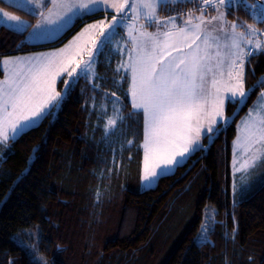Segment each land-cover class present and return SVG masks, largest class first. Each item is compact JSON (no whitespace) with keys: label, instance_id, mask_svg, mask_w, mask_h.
<instances>
[{"label":"snow or ice","instance_id":"6c2138e0","mask_svg":"<svg viewBox=\"0 0 264 264\" xmlns=\"http://www.w3.org/2000/svg\"><path fill=\"white\" fill-rule=\"evenodd\" d=\"M182 4L191 6L178 7ZM237 6L250 18L236 15ZM24 7L36 16L35 23L4 7H0V19L21 34L28 32L32 40H56L83 23L61 47L19 55L0 53V163L14 154L17 139L72 95L81 78L92 91L90 114L96 115L92 127H100L103 121L101 140L106 145H114L113 134L125 135L142 114L138 169L141 182L147 185L178 160L207 149L204 138L212 141L226 131L234 119L227 112L229 103L242 106L250 89L256 87L264 100V73L254 85L247 83L249 74H255L252 57L264 54V0L259 5L251 0H24ZM108 45L120 56L112 69L115 82L127 81V89L123 96L104 89L98 105L96 92L106 77L97 68ZM58 81L63 87L58 88ZM84 91L82 88V94ZM236 132L230 186L233 226L222 238L231 240L233 256L240 257L244 248H237L235 205L247 195L255 169L264 164V102L249 107L237 121ZM134 143V138L123 140L121 151L125 144L131 147ZM39 150L40 145L33 146L11 187L31 173ZM112 151L115 162V148ZM120 166L116 163L117 171ZM107 171L111 173L113 168ZM8 175V170L0 167V177ZM100 199L97 189L96 201ZM46 210L45 205L37 209L41 218H48ZM207 210L205 205L204 218L193 238L201 249L215 246V224L223 223L209 217ZM42 239L39 222L9 235L10 242L29 258L26 264H54L39 251ZM4 255L7 259L0 264H18L17 256L8 255L7 250ZM233 256L225 253L223 264H254L256 260L253 254L243 262Z\"/></svg>","mask_w":264,"mask_h":264},{"label":"trees","instance_id":"16d2710c","mask_svg":"<svg viewBox=\"0 0 264 264\" xmlns=\"http://www.w3.org/2000/svg\"><path fill=\"white\" fill-rule=\"evenodd\" d=\"M182 5L178 7L191 6ZM0 7L28 18L31 23L36 19L35 15L3 0ZM234 12L242 18H250L243 7L237 6ZM82 23H77L61 38L45 43H29L27 32L21 34L0 25V53L16 55L60 46ZM18 41L21 43L17 44ZM107 48L97 68L106 77L96 92L98 105L104 89L109 93L115 91L119 96L127 89V81L115 82L112 69L118 55ZM252 62L255 74H249L250 86L264 73V54L253 56ZM59 87H63L62 81ZM82 88H85L83 94ZM258 92L259 87L251 90L247 102L235 114L236 104H228L227 112L234 119L218 138L212 141L204 138L207 149L188 156L173 172L159 176L153 187L141 190L138 161L142 150L138 145L143 138L142 114L125 135L113 134L114 145H106L101 140L103 121L100 127H92L96 123L95 113L90 114L92 91L81 78L72 95L17 139L12 149L14 154L0 163V167L9 172L7 177H0V260L7 259L4 255L7 250L8 255L19 258L18 264H26L29 258L10 242L9 235L39 222L43 232L39 251L54 264H223L225 253L233 256L231 240L226 242L222 238L233 226L232 141L237 121L247 112ZM109 105L110 111L111 101ZM128 107L130 103L125 112ZM128 138H134L135 143L131 147L125 144L121 151V142ZM34 145H40L39 159L32 162L31 173L11 187ZM116 163L121 165L119 171ZM108 168L113 171L108 173ZM97 189L101 193L98 202ZM41 205L46 206L48 218L40 217L37 209ZM205 205H208V216L223 223L215 224V246L201 249L195 246L193 238L204 218ZM235 215L239 222L237 248L242 245L244 251L233 259L243 262L253 254L256 256L254 264H264V181L235 205ZM25 216L26 221L22 219ZM58 244L63 245V249H58ZM188 248L190 250L185 251Z\"/></svg>","mask_w":264,"mask_h":264},{"label":"rangeland","instance_id":"374dc122","mask_svg":"<svg viewBox=\"0 0 264 264\" xmlns=\"http://www.w3.org/2000/svg\"><path fill=\"white\" fill-rule=\"evenodd\" d=\"M3 1H5V2L8 3V4H12V5H14V6H16V7L20 8V9L26 11V12H28V13H31L26 7H24V0H3ZM257 1L259 2L258 4L256 3V1L251 0V2H255L257 5H259V4L261 3V0H257ZM169 6L172 7L173 5L169 4ZM182 6H183V5H182ZM31 14H33V13H31ZM33 15H34V14H33ZM22 18H23V17H22ZM24 20H25V21H30L28 18H24ZM35 21H36V19H35ZM35 21H34V23H35ZM0 25H4L2 19H0ZM4 26H5V25H4ZM6 27H7V26H6ZM8 28H10V27H8ZM11 29H13V28H11ZM13 30H15V29H13ZM16 31H17V30H16ZM122 31H123V30L121 29V30H120V33H122ZM120 33H118V37H117V38H119ZM117 38H114V39H117ZM56 40H57V39H56ZM26 41L29 42V43H45V42H51V41H55V40H39V41L32 40V39L30 38V34L27 32V33H26ZM66 42H67V41H66ZM66 42H65V43H66ZM62 45H63V44H62ZM62 45H60V46H55V47H51V48H47V49H42V50L34 51V52H45V51H48V50L53 49V48L61 47ZM107 47H110V53H113V51L116 53L115 49H112L111 45H108V46L105 47V49H106V53L108 52V48H107ZM105 49H104V51H105ZM27 53H33V52H27ZM21 54H26V53H21ZM116 54L118 55V60H119V59H120V56H119L118 53H116ZM16 55H19V54H16ZM1 72H2V74L0 75V77L3 76V70H2V69H1ZM58 83H59V81H58ZM250 91H251V89H250ZM254 102H256V104H260V103L264 102V100H262V98H260V97L257 95V97H256V99L254 100ZM254 102H253V103H254ZM253 103H252V105H253ZM252 105H251V106H252ZM58 107H59V106H58ZM58 107H54V108H53V109H54L53 111H56V109H57ZM108 107H110V105H109ZM240 107H241V106H238V105L236 104V107H235V109H234V114L237 113V112L239 111ZM248 109H249V108H248ZM247 112H248V110H247ZM247 112H246V113H247ZM246 113H245L242 117H244V116L246 115ZM229 116H230V115H229ZM230 117H232V116H230ZM240 120H241V118H240L238 121H240ZM236 134H237V132H236ZM235 137H236V136H235ZM141 150H142V148H141ZM185 158H187V157H185ZM185 158H184L183 160H178V162L175 164V166H176L177 164H179V163H182V162L185 160ZM231 160H232V150H231ZM175 166L170 167L166 173H162L161 175H163V174H168V173H170V172H173ZM230 166H231V165H230ZM262 169H264V164L260 165V167H258V168L255 169V175H254V177H253V179H252V181H251V187H250V189L248 190L247 194L250 193L251 191H253L257 186H259V185L264 181V171H262ZM161 175H160V176H161ZM156 180H157V179H156ZM156 180H155L152 184H150V185H147V184H144L143 182H141V183H140V189H141V190H144V189H147V188L153 187V186L156 184ZM230 181H232V167H230ZM211 209L214 210L215 207L212 206ZM210 213L213 214V211H212V212L210 211ZM211 214H209V215H211Z\"/></svg>","mask_w":264,"mask_h":264},{"label":"crops","instance_id":"0c3cea01","mask_svg":"<svg viewBox=\"0 0 264 264\" xmlns=\"http://www.w3.org/2000/svg\"><path fill=\"white\" fill-rule=\"evenodd\" d=\"M186 159V158H185ZM175 166V165H174ZM173 167V166H172Z\"/></svg>","mask_w":264,"mask_h":264},{"label":"flooded vegetation","instance_id":"af4514ba","mask_svg":"<svg viewBox=\"0 0 264 264\" xmlns=\"http://www.w3.org/2000/svg\"><path fill=\"white\" fill-rule=\"evenodd\" d=\"M252 3H255V2H252Z\"/></svg>","mask_w":264,"mask_h":264}]
</instances>
